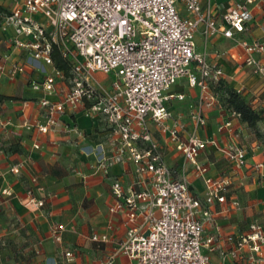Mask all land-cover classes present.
I'll use <instances>...</instances> for the list:
<instances>
[{
    "label": "built area",
    "instance_id": "obj_1",
    "mask_svg": "<svg viewBox=\"0 0 264 264\" xmlns=\"http://www.w3.org/2000/svg\"><path fill=\"white\" fill-rule=\"evenodd\" d=\"M9 3L6 7L0 2V26L11 30L9 45L23 50L24 55L10 58V54L0 53V79L14 78L27 68L41 75L40 79H28L41 119L26 120L24 127L46 134L61 125L65 112L81 108L88 115L100 116L105 124L108 147L99 143L90 151L96 168L107 173L116 163L133 164L130 184L124 187L117 179L110 184L113 203L108 211L124 213L123 238L97 264H114L119 255L127 259V264H210V253L215 249L223 259L239 258L246 249L250 261L264 264V210L262 218L249 222L244 232L223 237L230 244L228 249L217 248L221 234L212 207L228 203L238 209L240 204L236 198L228 201L229 180L206 175L207 166L197 159L199 151L211 144L238 168L245 164V148L236 142L219 145L213 136L201 138L194 132L183 137L185 124L180 119L167 123L172 116L169 102L184 98L183 93L170 92L169 88L184 79L189 87L199 88L190 120L196 126L205 125L202 107L215 101L209 83L226 78L222 67L208 58L207 44L215 36L231 39L242 50L241 54H216L228 53L238 66L249 67L264 85V26L262 39L240 37L252 30L253 10H264V0H228L219 20L214 0ZM197 34L202 38V50H197ZM54 49L67 60L68 74L54 66ZM95 72L109 79L99 81ZM53 95L57 98L52 99ZM230 114L238 118L237 113ZM150 123L159 135L168 134L181 153L179 176L166 163L163 145L153 135ZM63 129L67 136H83L74 124H65ZM216 130L232 132V119L218 122ZM186 163L202 179L201 199L190 190ZM23 166L22 161L14 162L9 171L19 174ZM253 166L258 169L263 163ZM2 193L12 195L6 188ZM44 203L27 189L26 206L42 207ZM207 224L214 227V232H206ZM62 231L63 225L52 226L55 241H61ZM90 238L106 242L109 235L93 233ZM73 258V249L63 250L62 263Z\"/></svg>",
    "mask_w": 264,
    "mask_h": 264
},
{
    "label": "crops",
    "instance_id": "obj_2",
    "mask_svg": "<svg viewBox=\"0 0 264 264\" xmlns=\"http://www.w3.org/2000/svg\"><path fill=\"white\" fill-rule=\"evenodd\" d=\"M214 1L218 5L215 14L219 20L228 0ZM0 2L6 7L10 5L9 0ZM253 13V28L249 33L241 34V38H263L264 10L254 9ZM10 36L11 30L0 26V53H8L10 58L24 55L23 50L9 45ZM196 44L197 50L203 49L199 34L196 35ZM222 51L241 54V47L231 39L215 36L207 44L208 58L222 67L225 79L235 88L241 89L254 107L264 109V85L261 80L249 67L238 66L228 53L216 54ZM29 78L40 79L41 75L27 68L14 78L0 79V94L10 97L0 100V240H13L12 243L24 240L29 255L25 264H64L62 252L68 248L73 249L74 258L67 264H97L123 238L124 213L119 211L111 214L108 211V206L113 203L110 184L114 179L119 180L124 187L130 184L134 178L133 164L129 161L116 163L107 173L96 168L95 158L90 151L99 143L108 147L105 124L100 116L88 115L81 108L65 112L61 116V125L52 132L42 134L34 128H25L24 121L41 119L39 108L30 99L36 94L28 86ZM183 80H178L169 88L170 92L183 93L184 98L169 102L172 116L167 123L171 124L172 119H180L185 124L183 137L194 132L201 138L213 136L219 145L236 142L245 148V164L238 168L232 166L211 144H206L197 156L198 161L207 166L206 175L225 176L229 180L228 201L231 198L239 201L238 209H232L228 203L212 207L221 234L216 246L228 249L230 244L223 239L225 235L244 232L249 222L262 218L264 149L244 123L218 108L214 100L202 107L205 125L196 126L189 114L196 106L199 88L189 87ZM56 98L52 96V99ZM22 100L30 101L24 105ZM225 118L232 119V132L216 130L218 122ZM65 124L76 125L83 136L65 135ZM149 125L153 135L163 145L166 163L179 176V166L183 161L181 153L174 148L168 134L159 135L154 125ZM35 143L38 144L37 148L34 147ZM18 161L24 162V166L19 174H14L9 171V167ZM256 163H263V166L256 169L253 166ZM185 176L189 180L191 192L201 199L203 182L194 174L190 163H186ZM5 188L12 192L11 196L2 193ZM28 188L33 196L44 199L42 207L24 204ZM234 190L243 198V204ZM55 224L63 225L61 241H55L51 235ZM206 232H214V227L207 224ZM93 233H107L109 239L106 242L94 241L90 238ZM262 253L264 256V248ZM114 264H127V259L119 255ZM210 264L262 263L250 261L246 249L241 257L235 259H223L218 249H215L210 253Z\"/></svg>",
    "mask_w": 264,
    "mask_h": 264
},
{
    "label": "trees",
    "instance_id": "obj_3",
    "mask_svg": "<svg viewBox=\"0 0 264 264\" xmlns=\"http://www.w3.org/2000/svg\"><path fill=\"white\" fill-rule=\"evenodd\" d=\"M52 57L54 66L68 74L67 60L61 58L56 49L53 50ZM209 88L215 96V103L218 108L228 113H237L239 121L249 128L254 138L264 148V109L254 107L249 98L242 91L232 86L225 78L210 82ZM8 98L10 97L0 94V100ZM30 99H34V97Z\"/></svg>",
    "mask_w": 264,
    "mask_h": 264
},
{
    "label": "rangeland",
    "instance_id": "obj_4",
    "mask_svg": "<svg viewBox=\"0 0 264 264\" xmlns=\"http://www.w3.org/2000/svg\"><path fill=\"white\" fill-rule=\"evenodd\" d=\"M94 77L99 81H107L109 79L107 75L101 72H95ZM234 191L243 204L244 201L241 195L238 194L237 190ZM12 242L13 240H0V264H25L29 255L26 253L27 249L24 240L17 243Z\"/></svg>",
    "mask_w": 264,
    "mask_h": 264
}]
</instances>
